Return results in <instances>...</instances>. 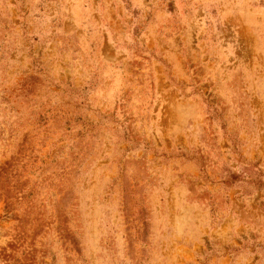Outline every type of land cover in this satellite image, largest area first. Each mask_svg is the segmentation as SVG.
I'll return each instance as SVG.
<instances>
[{
  "label": "rangeland",
  "instance_id": "374dc122",
  "mask_svg": "<svg viewBox=\"0 0 264 264\" xmlns=\"http://www.w3.org/2000/svg\"><path fill=\"white\" fill-rule=\"evenodd\" d=\"M0 264H264V0H0Z\"/></svg>",
  "mask_w": 264,
  "mask_h": 264
}]
</instances>
